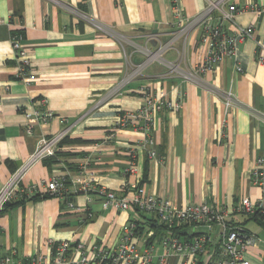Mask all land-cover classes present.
Here are the masks:
<instances>
[{
  "label": "crops",
  "instance_id": "0c3cea01",
  "mask_svg": "<svg viewBox=\"0 0 264 264\" xmlns=\"http://www.w3.org/2000/svg\"><path fill=\"white\" fill-rule=\"evenodd\" d=\"M230 2L246 8L236 14V24L254 25L255 38L263 37L264 12L257 17L248 7L264 6V0ZM63 6L112 28L114 36L97 34ZM204 7V0H0V191L35 152L40 139L70 128L65 137L70 142L59 143L55 151L59 155L34 162L21 179L27 186L63 175L66 195L8 204L0 212V256L50 259V242L110 250L132 224L139 229L133 243L141 250L152 246L151 261L135 264L156 262L161 253L156 243L167 232L158 228L153 215L104 211L96 193L78 192L80 168L88 161L86 171L94 175L98 187L120 193L123 185L139 180L150 195L179 208L202 203L219 207L229 227H242L258 239L244 258L249 264H264V224L235 212L246 197L264 206V180L256 186L250 176L256 159L264 157V64L255 61V44L252 40L237 44L231 58L196 83L170 73L167 66L175 64L188 72L203 59L199 29L179 34L173 14L178 10L192 19ZM15 32L22 36L29 81L15 79L19 69L11 47ZM171 39L162 61L130 78L144 61L142 49L153 50ZM239 66L241 72L236 70ZM144 86L180 103L177 111L156 115L149 134L153 144L145 148L140 145L145 139L140 131L113 128L120 113L140 108L144 98L139 89ZM226 93L235 102L228 113ZM39 99L46 101L44 107L37 104ZM42 108L54 113L50 122L27 119V114ZM130 147L136 155L134 174L125 173ZM150 149L154 157H149ZM206 232L204 227L182 226L179 236L187 240ZM220 234L221 228L213 225L203 254L195 259L173 254L164 264H221ZM78 259L69 251L62 264Z\"/></svg>",
  "mask_w": 264,
  "mask_h": 264
},
{
  "label": "built area",
  "instance_id": "2783aa9c",
  "mask_svg": "<svg viewBox=\"0 0 264 264\" xmlns=\"http://www.w3.org/2000/svg\"><path fill=\"white\" fill-rule=\"evenodd\" d=\"M204 1L203 11L192 19L184 17L178 10L174 11L173 17L174 24L179 28L178 32L181 35H185L190 28L199 29V43L204 47L205 55L188 72H182L175 64H168L169 72L178 74L185 81L199 82L201 75L213 72L224 59L231 58L235 54L237 44L246 40H252L255 44V61L260 65L264 64V36L255 38L254 25L242 26L235 22L236 14L245 11L246 8H237L230 0ZM63 8L70 11L79 20L89 23L97 34L114 36L112 28L102 25L82 12L66 6H63ZM248 9L257 17L264 12V6L256 3L251 4ZM21 40L20 33L15 32L11 35V47L15 59L19 62L15 79L29 81V63L26 50L21 45ZM151 40H153V37H149L148 41ZM172 40L156 45L153 50L149 48L142 49L144 61L134 67L130 78L140 75L143 68L148 64L154 61H162L163 53L171 47ZM236 70L238 72L242 71L240 66ZM139 91L144 98L140 108L132 112L120 113L114 122L113 128L115 130L131 128L140 131L145 135V139L142 140L140 145L145 148L153 144L149 134L156 115L163 111H177L180 108V103H171L165 98L163 92L156 93L150 86H144ZM178 97L180 98V96ZM37 104L44 107L46 101L39 99ZM234 106L235 102L231 94H224L225 112H230ZM26 117L29 121L46 124L55 115L52 111L42 108L34 110ZM69 130L68 127L52 137L40 139L35 152L28 157L21 170L14 173L8 183L1 189L0 212L10 203L25 200L35 195H47L49 197H64L66 195V178L63 175L52 176L48 180H41L27 186L21 185V179L34 162L52 157L55 154L59 143L67 136ZM26 133H31V126L27 127ZM154 154L153 150L148 151L149 157H154ZM128 156L129 162L125 173L134 174L136 171V155L133 147L129 148ZM87 164L88 161H85L80 168V179L77 180L78 184L76 186L78 192L83 195L96 193L100 197V206L104 211L109 209L115 211L137 210L147 215H153L158 225L168 229L165 230L167 234L156 243L161 248V253L157 256L154 264H164L165 260L173 254L189 256L192 259L203 254L210 242L209 232L213 225H218L221 228L219 244L221 264L224 262L227 264H249L244 255L249 248L257 244L258 239L242 227H229L226 223L225 212L219 207L202 203L188 205L184 209L179 208L166 199L150 195L139 180L123 185L119 191L120 193H116L113 190L98 187L94 175L86 171ZM250 176L254 185H263L264 157L256 159L250 171ZM68 206L72 207L73 205L68 202ZM235 212L251 218L256 217L264 224V206L261 202H252L247 197L243 198L235 207ZM91 217L92 214L87 213V218L91 219ZM182 226L204 227L207 232L182 240L180 236L169 231L174 227ZM134 230L135 227L132 224L126 226L116 247L110 250L97 248L89 251L81 243L72 246L67 242L59 244L50 242V259H46L42 255H36L28 260H20L13 254H9L0 256V264H62L69 251L79 255V259L72 264H135L137 261L144 263L151 261L152 246L150 249H139L132 241ZM153 252H156L154 247Z\"/></svg>",
  "mask_w": 264,
  "mask_h": 264
},
{
  "label": "trees",
  "instance_id": "16d2710c",
  "mask_svg": "<svg viewBox=\"0 0 264 264\" xmlns=\"http://www.w3.org/2000/svg\"><path fill=\"white\" fill-rule=\"evenodd\" d=\"M66 142H70V141H68L66 138H64L62 141H61V144H63V143H66ZM58 155H59V153H58ZM56 153L52 156V157H50V158H48V159H51V160H53V159H55V157L56 156H58ZM47 197H49V196H47V195H35V196H32V197H30V198H28V199H25V200H21V201H19L18 203H22V202H24V201H28V200H38V199H44V198H47ZM156 221V220H155ZM157 223V222H156ZM227 225H229L228 223H227ZM230 227H233V225L232 226H230ZM158 228H160V229H162V230H168L166 227H162V226H158ZM181 229V227H174V228H172V229H169V231L171 232V233H173V234H176V235H178L179 236V230ZM138 228H136V230H134V231H136V233L138 232Z\"/></svg>",
  "mask_w": 264,
  "mask_h": 264
}]
</instances>
